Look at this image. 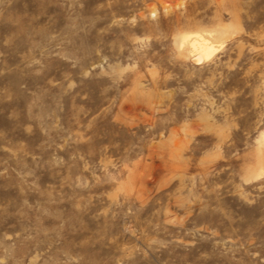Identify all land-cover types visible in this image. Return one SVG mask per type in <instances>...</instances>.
Instances as JSON below:
<instances>
[{
  "label": "rangeland",
  "instance_id": "1",
  "mask_svg": "<svg viewBox=\"0 0 264 264\" xmlns=\"http://www.w3.org/2000/svg\"><path fill=\"white\" fill-rule=\"evenodd\" d=\"M263 135L264 0H0V264H264Z\"/></svg>",
  "mask_w": 264,
  "mask_h": 264
},
{
  "label": "bare ground",
  "instance_id": "2",
  "mask_svg": "<svg viewBox=\"0 0 264 264\" xmlns=\"http://www.w3.org/2000/svg\"><path fill=\"white\" fill-rule=\"evenodd\" d=\"M214 32L218 34V37H221L227 34L228 29L223 28ZM211 36L212 34H206L205 32L184 33L180 35L179 44L182 50L188 51L191 54L195 62L201 63L211 58L217 50L216 43L211 40ZM259 170L263 172L264 166H261Z\"/></svg>",
  "mask_w": 264,
  "mask_h": 264
}]
</instances>
